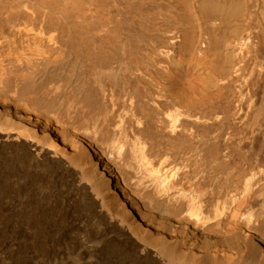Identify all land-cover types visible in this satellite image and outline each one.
Masks as SVG:
<instances>
[{
	"label": "bare ground",
	"instance_id": "6f19581e",
	"mask_svg": "<svg viewBox=\"0 0 264 264\" xmlns=\"http://www.w3.org/2000/svg\"><path fill=\"white\" fill-rule=\"evenodd\" d=\"M2 39L9 44L0 60L15 74L0 75V98L16 111L0 110L1 137L29 166L41 158L54 167V179L69 189L63 204L101 220L127 259L264 264V165L229 162V147L206 155L203 138L194 163H170L160 174L137 142L130 160L119 147L108 157L93 145L101 128L89 131L76 119L69 127L57 115L63 105L78 113L106 105L116 115L121 104L118 132L169 138L209 127L216 143L223 125L250 128L249 114L264 124V0H0ZM168 99L180 110L168 112ZM62 122L59 147L50 125L55 131ZM237 224L243 232L235 236Z\"/></svg>",
	"mask_w": 264,
	"mask_h": 264
},
{
	"label": "rangeland",
	"instance_id": "374dc122",
	"mask_svg": "<svg viewBox=\"0 0 264 264\" xmlns=\"http://www.w3.org/2000/svg\"><path fill=\"white\" fill-rule=\"evenodd\" d=\"M171 17L172 24L174 11L172 12ZM224 34L226 35L227 33ZM6 43L7 45L9 44V42H6L5 39L0 40V58L5 56H1L2 53L4 54L6 52L5 54H7ZM16 54L12 53L11 55H13L12 57L15 58ZM1 60L0 75L4 77L9 76V78H11L15 74V71L12 69L13 67H11L10 65H6V63H3ZM4 66L8 67V71H6L7 69ZM9 66L11 67L10 69ZM10 72L12 74H9ZM24 73L25 72L20 71L17 74H21L20 76H23ZM178 74L181 75L180 72H178L175 76H173V80H176L178 78ZM142 89L143 88L139 90L140 93H143L144 90ZM66 92L68 93L69 90ZM210 93L211 92H209V94ZM185 94H189V91H185ZM0 100V110L8 109V111H10L11 113L16 111V107L14 106V104L10 102L7 103L6 100L1 98ZM167 102L169 103L166 105V110L170 109L168 112L180 110L175 101H170L168 99ZM99 106L100 107L98 108V111L95 108L83 109V111H81L82 115L81 112L78 113V111L75 110L79 115L77 117L75 111H73L75 108L74 106H72L71 109L68 110L65 108V105H63L59 107V109L61 110V112L66 113L62 115V118L60 117L62 113L60 112V110H58V112L60 113H58L57 115L61 119L60 121H65L69 125V127L71 126L75 128V122L73 121H75L76 119L78 121H86L89 131H91V129L95 127L101 128L100 132H95L96 136L101 140L100 142L96 141L97 144L94 141L93 145L95 144L94 146L96 147L100 145L102 151L105 154L107 152L106 155L108 157L114 154L115 148L119 147L120 150H122L120 151L121 154L124 155L126 160H130V151L132 150L131 144L137 142L140 147L142 146L145 154H149V158L146 159V161H148L147 164L151 165V163L154 162V171L160 172L161 174L163 173V166H167L170 163H194V161L197 159L196 157L198 156L197 146L202 143L203 138H207V140H209L207 141V143H210L212 145H204L206 155H208L210 147L213 148L216 145L221 149L223 147H229L230 150L234 149L235 151H232V156L228 158L230 159L229 162L239 165L243 163L248 164L249 161L248 165H250L251 162L252 165H264L263 120L262 118L253 119V116L251 114H249L250 117L248 116L246 120V125L251 122L249 124L250 128L244 130L243 132L241 128L237 127L233 130H230V128L227 127V129L225 128V125H223L224 128L222 127V129L225 130V132L219 133L225 136L223 137L221 135V142L219 141L216 143L215 138L217 136L216 134L218 133L211 132L212 129L209 127H205V129L202 128L198 130V132H195L196 130H192V132H183L184 135H182L181 132H175L169 138L162 136L160 137V134H158L157 132H139L144 138L140 137L141 135L138 132H118L114 126L116 124L115 121H118V119L120 118L119 116H121V104L117 105L116 109L118 110H116V115L115 113L107 112L108 110H110L108 106ZM20 111L22 115H27L26 112H24L22 109ZM67 111H69V114ZM89 111H91V113H89ZM104 111L107 113H105ZM100 112H102L104 115ZM132 113H138L136 106L132 108ZM70 114H73L74 118L70 119V117H68L72 116ZM91 114L93 115L91 116ZM107 114H109L111 118ZM84 115H87L85 117L87 120L83 118ZM31 118L33 121L36 119L33 116ZM98 120L100 122L103 120L104 122H102L104 124L98 122ZM256 121L258 122L256 123ZM108 123H113V127L111 126L109 128H106L105 126L108 125ZM260 123L261 127L259 128V130L257 128L256 131L255 129L252 132L250 131L251 126L260 125ZM65 124L64 122H62V129L58 128L55 131L52 128V125H50L51 132L53 133L52 137L55 140L54 142L59 145V147H64L63 145H61L62 143L60 138L62 137L63 132L66 129L63 128ZM44 125L45 123H40V129L43 128L42 126ZM230 131L232 132L230 133ZM54 133L57 135H55ZM91 133L92 132H90V136ZM143 133L145 134V136L143 135ZM179 133H181V135ZM154 134H157L158 137ZM182 137L184 138V140ZM164 138L166 141L163 140ZM131 141L135 142L131 143ZM229 141H231L232 144ZM243 142H246L247 144ZM172 144H174V146L176 147L171 146ZM169 145L172 148H170ZM17 148L18 147H16L15 142L6 140L0 135V264H140L126 258V256L128 255H126V252L123 250L122 246L118 244L117 241H115L112 235L108 234L105 231L104 224L101 220H99L98 218L96 219V217L90 212L83 213V210L75 207V204H72L69 207L66 206L67 204H63V197L66 195V192L69 191V189L64 187V184H62V182L54 179V167L50 166V164L43 161L41 158H39V161L37 163L29 166L28 161L26 159L24 160V158L20 156L21 153H19L20 155L18 154ZM128 152L130 154H128ZM260 153L263 154L261 155ZM15 155L19 156L20 162L19 160L18 162L15 161ZM175 158L177 161L175 160ZM149 160L152 161L150 162ZM205 160L207 161V158H203V160L201 159L199 161L205 162ZM110 164L108 163V165ZM180 172H186V174H188V172L184 169ZM173 176L175 177V179L174 177L172 178L174 180L178 178H176L177 175ZM169 179L170 178H168V180ZM181 181L182 184H185V182H187L186 184H188L189 180L183 179ZM233 189L234 188L230 187L229 190L227 188H223L221 190L223 192L228 190V192L230 193V191ZM231 228L234 230H232V234L235 236H238L243 232V229L242 227H239V224L232 225ZM225 229H227V227L223 229L224 234L226 233ZM235 264H238V262L236 261Z\"/></svg>",
	"mask_w": 264,
	"mask_h": 264
}]
</instances>
